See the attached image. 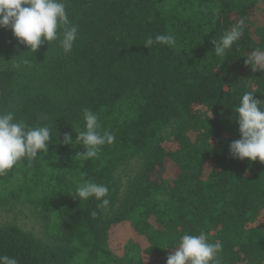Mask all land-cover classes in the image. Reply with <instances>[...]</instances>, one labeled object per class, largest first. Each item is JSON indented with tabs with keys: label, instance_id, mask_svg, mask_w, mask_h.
I'll return each mask as SVG.
<instances>
[{
	"label": "trees",
	"instance_id": "trees-1",
	"mask_svg": "<svg viewBox=\"0 0 264 264\" xmlns=\"http://www.w3.org/2000/svg\"><path fill=\"white\" fill-rule=\"evenodd\" d=\"M261 1L66 0L79 26L68 54L58 41L32 53L0 28V111L48 124L53 136L48 152L0 176V255L19 264H166L182 235L203 232L222 244L221 264H264V162L229 155L241 95L264 101V72L245 64L264 49V23H252ZM240 19L244 36L215 56L212 39ZM158 34L178 47L143 45ZM24 58L31 66L15 67ZM84 108L116 136L98 159L62 142L83 130ZM134 157L140 170L122 182L118 170ZM81 173L108 186L106 210L74 196ZM26 206L47 238L5 217Z\"/></svg>",
	"mask_w": 264,
	"mask_h": 264
},
{
	"label": "clouds",
	"instance_id": "clouds-1",
	"mask_svg": "<svg viewBox=\"0 0 264 264\" xmlns=\"http://www.w3.org/2000/svg\"><path fill=\"white\" fill-rule=\"evenodd\" d=\"M246 27L245 20L240 19L222 36L213 38L215 56H225L244 36ZM0 28H10L18 44L26 45L32 53L45 42L58 41L63 52L68 54L79 31V26L69 20L66 0H0ZM154 43L178 47L176 37L171 34H158L154 39L149 37L143 45L150 48ZM246 57L245 64L250 65L253 71L264 72V49L254 48ZM31 64V60L24 58L15 67ZM254 94L252 91L243 92L235 109L240 138L230 142L229 155L234 159L255 161L258 158L264 162V101L254 98ZM41 119L46 121L48 116L43 115ZM83 120V130L75 132L74 139L71 133H64L62 142L73 147L82 144L85 151L76 156L83 160L98 159L102 147L115 142V133L103 129L98 113L89 108L83 109ZM52 141L50 125L32 126L17 120L13 111H0V176L6 175L23 159L31 164L38 157V150L48 152ZM108 193L107 185L84 179L81 173L74 196L81 201L94 197L100 201L97 207L106 210L110 205ZM91 214L97 215L95 211ZM172 245L175 250L168 253L166 264H221L222 244L219 241L210 243L203 232L199 235L184 234L178 243ZM0 264H19V261L15 257L0 255Z\"/></svg>",
	"mask_w": 264,
	"mask_h": 264
},
{
	"label": "rangeland",
	"instance_id": "rangeland-1",
	"mask_svg": "<svg viewBox=\"0 0 264 264\" xmlns=\"http://www.w3.org/2000/svg\"><path fill=\"white\" fill-rule=\"evenodd\" d=\"M252 23L256 26L264 23V1H261L258 5L257 15L252 19ZM141 165L142 159L139 157L129 159L119 168L118 176L122 182H125L128 178L135 176V174L140 170ZM5 217L19 224L22 228L32 232L36 236L43 239L47 238L45 230L42 226L41 217L31 209V206L20 208L17 212L7 213ZM252 223L253 225L259 223L258 218L257 220L253 218Z\"/></svg>",
	"mask_w": 264,
	"mask_h": 264
}]
</instances>
